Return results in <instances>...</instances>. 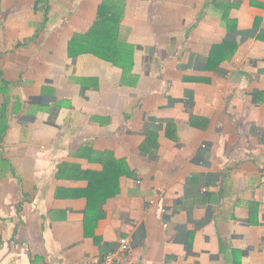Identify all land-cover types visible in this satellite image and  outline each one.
Masks as SVG:
<instances>
[{"label": "crops", "instance_id": "crops-1", "mask_svg": "<svg viewBox=\"0 0 264 264\" xmlns=\"http://www.w3.org/2000/svg\"><path fill=\"white\" fill-rule=\"evenodd\" d=\"M106 1L120 26L85 38ZM262 32L264 0H0V264L124 238L131 264H264Z\"/></svg>", "mask_w": 264, "mask_h": 264}, {"label": "trees", "instance_id": "trees-1", "mask_svg": "<svg viewBox=\"0 0 264 264\" xmlns=\"http://www.w3.org/2000/svg\"><path fill=\"white\" fill-rule=\"evenodd\" d=\"M108 7H109V5H108L107 1L104 2L100 6L99 21L96 24V27L94 29H92L90 31V33H88L85 36V38H91L94 35H97V34L99 35L102 33L99 40L104 42L110 36H112V37L114 36L115 31H114L113 27H116V26L119 27L120 26V20H119L120 18L117 17L114 14V12H112L111 15H108V10H106V8H108ZM110 8H112V4H111ZM113 10L114 9H112L111 11H113ZM111 11L109 10V12H111ZM223 21H224V25L226 27H229V24H230L229 19L224 17ZM234 30H236V29H234ZM257 39L264 42V32H262L261 35H259L257 37ZM73 46H74L73 43L70 44V55L71 56L74 55L72 53ZM237 47H238V44L236 42H233V41L224 43L222 45L214 46L212 49L211 55L209 57V64L210 65L221 64L226 58L232 57L235 54ZM118 175L120 176L121 174H118ZM118 175H116L117 178H118ZM112 179H113V177L109 173V170H107L106 173L99 175L97 181H100L103 184L106 182H111ZM97 188H99V186L96 184H93V182H92V186L90 188V191L87 194V197L89 198L88 208L86 211V228H87V230H89V227L91 228V226H89L91 221L94 222L103 216L101 211H99L100 210L99 208L101 206L98 205V202H100L101 200H104V199L98 198V196H94L95 194H97L96 193V191L98 190ZM108 196L110 197V196H114V195H108Z\"/></svg>", "mask_w": 264, "mask_h": 264}, {"label": "built area", "instance_id": "built-area-1", "mask_svg": "<svg viewBox=\"0 0 264 264\" xmlns=\"http://www.w3.org/2000/svg\"><path fill=\"white\" fill-rule=\"evenodd\" d=\"M131 241L124 238L116 251L106 254L99 260H88L85 264H131L135 260Z\"/></svg>", "mask_w": 264, "mask_h": 264}]
</instances>
